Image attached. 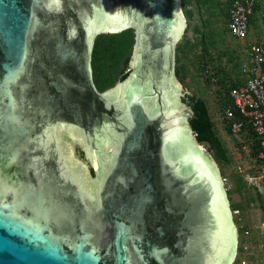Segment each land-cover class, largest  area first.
<instances>
[{
	"label": "water",
	"instance_id": "water-1",
	"mask_svg": "<svg viewBox=\"0 0 264 264\" xmlns=\"http://www.w3.org/2000/svg\"><path fill=\"white\" fill-rule=\"evenodd\" d=\"M181 0H0V264H232L237 231L175 81ZM132 28L99 91L95 37Z\"/></svg>",
	"mask_w": 264,
	"mask_h": 264
},
{
	"label": "trees",
	"instance_id": "trees-1",
	"mask_svg": "<svg viewBox=\"0 0 264 264\" xmlns=\"http://www.w3.org/2000/svg\"><path fill=\"white\" fill-rule=\"evenodd\" d=\"M203 1L209 3V0ZM233 1L234 0L221 1L223 4L219 9V15L224 17L225 27L223 31L228 34L227 21ZM190 2L191 0H182V5L188 15L191 14V11L186 9V7ZM256 2H258V0ZM256 2L254 9L256 7ZM205 3H203V5H205ZM255 14L256 12L253 10V13L249 16V20L255 18ZM209 25V23L205 24L206 27ZM213 38L214 33L212 32L211 27L208 28L207 31L202 32L201 40H203V43H201L200 56L205 59H200L197 64L194 62L192 64H186L184 59L185 52L183 51L182 45H176L174 65L175 78L179 82L184 83L185 86L187 84V87L191 89V92L184 93L185 99L192 112L188 118V124L193 132L194 139L198 143L205 144L209 147L214 160L222 169H224L227 164L231 163V157L227 151L228 149L215 130L216 124L211 115L210 105L199 92L206 88H213L214 92H216L215 95L218 97L217 105L219 115L217 116L221 119L226 132L231 135L237 151L243 152L258 165L257 168H253L252 171H249L251 175L256 176L261 172L260 165L262 163L258 158L259 142L256 135L253 133V130L247 121L244 122V127L241 133H235L231 129L232 121L241 118V115L234 107L230 96V90L240 86L244 81L241 75L240 66L247 57L245 50L247 42H245V46L241 49L236 44V47L238 48V50L236 49V55L231 53L232 56L230 58L235 57L237 61L233 65L234 67L225 71L221 65L211 66L210 63H213V61L207 59L208 48L212 47L215 43ZM233 38L236 39L235 37ZM134 44L135 33L132 28H127L117 33H101L95 37L92 48L91 66L93 81L100 92L113 87L116 82L123 81L129 76L130 69L128 64ZM194 46L196 45L193 43L190 47L193 48ZM190 72H192L191 76L192 80H194L193 83L186 82ZM227 108L230 109V115L225 112ZM232 176V178L238 183H235V186L240 188L247 187V182L239 178L238 174H235L233 169ZM237 187L231 191L236 194L239 193L241 197H244L245 202H247V206L242 207V210L245 211L250 209L253 199L251 200L250 197L244 194L245 189L240 192L238 190L236 191ZM251 190L254 192L252 194L257 198L259 195L258 192L255 191L254 187L251 188ZM255 192H257L256 195ZM236 199L238 200V198ZM241 250L242 246H240V251ZM238 263L239 259H237V264Z\"/></svg>",
	"mask_w": 264,
	"mask_h": 264
},
{
	"label": "rangeland",
	"instance_id": "rangeland-1",
	"mask_svg": "<svg viewBox=\"0 0 264 264\" xmlns=\"http://www.w3.org/2000/svg\"><path fill=\"white\" fill-rule=\"evenodd\" d=\"M221 1L224 0H209V3H205L203 0H191V2L186 7V9H189L191 11L190 15L186 14L185 8L182 5L185 16L183 22L184 27L176 45H182L183 51L185 52L184 59L186 64H192L193 62L197 64L200 59H205L200 56L202 45L201 43H203V40H201V36L203 31H207L208 28L211 27L212 32L214 33L213 39L215 43L212 47L208 48L209 51L207 59H211L213 61V63H210V65H221L223 66L225 71L234 67L233 65L236 63L237 59L235 57L230 58L232 56L231 53H233V55H236V49L238 50L236 46L238 45L241 49L243 46H245L244 44L245 42H247V40L237 41V39H234L228 33H225L223 31L225 27L224 17L219 15V9L223 4ZM202 2L205 3V5H203ZM206 23H209L210 25L206 27ZM193 43L196 46L191 48L190 46ZM134 46L128 64L130 72L133 70ZM191 73L192 72H190L188 75V78L186 80L187 83L194 82V80H192ZM175 81L181 86L183 94L191 92V89L187 87V84L185 86L184 83L179 82L176 78ZM121 82L122 81L116 82L113 87H115ZM199 92L200 95L204 97L210 105L211 115L216 124L215 130L219 134L220 138L223 140L226 148L228 149L227 151L231 157V163L227 164V166L222 169L220 165H218L217 162L214 160L209 147L205 144L201 145V149L203 150L204 155H206V157L212 162L220 178H222L223 187L225 188V190L228 189L227 194L230 196L227 197L229 199V204L232 211V218L237 231V249L240 247V245L247 246L246 251L243 250L241 252H238L237 258L241 259L244 257L245 260H253L254 264H264V227L260 226L261 221L264 220V215L262 213L259 214L260 208L258 204L259 201L257 200L258 197L256 198L252 194L254 192H252L251 190V188L254 187L255 191L256 188H258L262 190V193H264V181H262V179L259 177L261 172H259V174H257L256 176L251 175L249 171H252L253 168H257L258 165L253 162V159H250L243 152L237 151L236 146H234L233 144L231 135H229L224 129V125L221 119L219 118V116H217L219 115L217 105L218 97L217 95H215L216 92H214L213 88H206ZM232 169L235 174H238L239 178L247 182V187L240 188L235 186V183H237V181L232 178ZM247 177L249 180L247 179ZM236 187V191L238 190L239 192L245 189V192L243 191L244 194L250 197L251 200L253 199L252 206L250 207V209L245 211L242 210V207L247 206V202H245L244 197H241L239 193L236 194L231 191L234 190ZM256 193L257 192H255V195ZM236 198H238V200ZM234 209H238L240 211V217L242 218L241 220L238 218V215L233 214ZM239 226L249 230V234H243L241 231L242 229H240Z\"/></svg>",
	"mask_w": 264,
	"mask_h": 264
},
{
	"label": "built area",
	"instance_id": "built-area-1",
	"mask_svg": "<svg viewBox=\"0 0 264 264\" xmlns=\"http://www.w3.org/2000/svg\"><path fill=\"white\" fill-rule=\"evenodd\" d=\"M256 1H233L227 21L231 36L239 40L247 38L249 16L253 13ZM245 50L247 57L240 68L244 81L230 90V96L241 118L232 121L231 129L235 133H241L244 122L250 124L259 142L258 158L263 164L261 177L264 180V42L249 43ZM225 112L231 114L229 108ZM242 264L250 262L242 261Z\"/></svg>",
	"mask_w": 264,
	"mask_h": 264
},
{
	"label": "crops",
	"instance_id": "crops-1",
	"mask_svg": "<svg viewBox=\"0 0 264 264\" xmlns=\"http://www.w3.org/2000/svg\"><path fill=\"white\" fill-rule=\"evenodd\" d=\"M254 11L256 12L255 18L249 20L248 36L246 38L248 43L251 41H264V0L256 2ZM251 262L254 264L253 260Z\"/></svg>",
	"mask_w": 264,
	"mask_h": 264
},
{
	"label": "clouds",
	"instance_id": "clouds-1",
	"mask_svg": "<svg viewBox=\"0 0 264 264\" xmlns=\"http://www.w3.org/2000/svg\"><path fill=\"white\" fill-rule=\"evenodd\" d=\"M230 34V33H229ZM248 36V35H247ZM233 37V36H232ZM239 40V39H238ZM244 40H246V38L244 39ZM244 40H241V41H244ZM252 42H255V41H251V42H249V43H252ZM248 43V41H247V45L249 44ZM240 68H241V66H240ZM241 70V69H240ZM241 75H242V73H241ZM233 101V100H232ZM233 104H234V102H233ZM235 107V106H234ZM190 108V107H189ZM190 111H191V109H190ZM189 118V117H188ZM188 118H187V124H188ZM189 125V124H188ZM190 127V126H189ZM192 134H193V132H192ZM193 137H194V135H193ZM195 140V139H194ZM196 141V140H195ZM197 142V141H196ZM198 143V142H197ZM201 143H199V146L201 147ZM260 168H261V173H262V168H263V164L261 163V165H260ZM261 179H262V177H261V174H260V176H259ZM247 179H248V177H247ZM249 180V179H248ZM221 181H222V185H223V180H222V178H221ZM262 181H264L263 179H262ZM224 190H225V188H224ZM227 190L228 189H226L225 190V192H226V195H227ZM256 191L258 192V194H259V196H258V204H259V208H260V213L259 214H263L264 215V211H263V207H264V199H263V196H264V193H262V190H260V189H258V188H256ZM263 192H264V190H263ZM228 196V195H227ZM236 211V212H235ZM233 214H235V215H238V218L241 220L242 218L240 217V211L238 210V209H234V211H233ZM260 226L261 227H264V220H262L261 221V223H260ZM239 228L240 229H242L241 231H242V233L243 234H249V230H247V229H244L243 227H240L239 226ZM240 246H242V250L241 251H246L247 249V246L246 245H240ZM240 251V247L237 249V254H236V256H235V259H234V261H233V263L232 264H237V256H238V252H241ZM242 261H246V262H250V264H253L251 261H249V260H245V258L243 257V258H241V259H239V263L238 264H242Z\"/></svg>",
	"mask_w": 264,
	"mask_h": 264
}]
</instances>
